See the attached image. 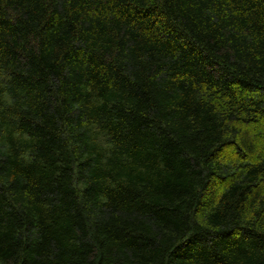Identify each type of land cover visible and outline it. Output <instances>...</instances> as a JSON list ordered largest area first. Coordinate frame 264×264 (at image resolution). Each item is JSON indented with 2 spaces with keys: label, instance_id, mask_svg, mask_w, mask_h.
<instances>
[{
  "label": "trees",
  "instance_id": "1",
  "mask_svg": "<svg viewBox=\"0 0 264 264\" xmlns=\"http://www.w3.org/2000/svg\"><path fill=\"white\" fill-rule=\"evenodd\" d=\"M0 264H264V0H0Z\"/></svg>",
  "mask_w": 264,
  "mask_h": 264
}]
</instances>
